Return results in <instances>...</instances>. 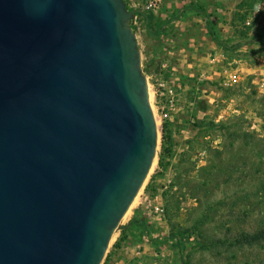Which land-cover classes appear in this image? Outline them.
Segmentation results:
<instances>
[{
  "label": "water",
  "instance_id": "95a60500",
  "mask_svg": "<svg viewBox=\"0 0 264 264\" xmlns=\"http://www.w3.org/2000/svg\"><path fill=\"white\" fill-rule=\"evenodd\" d=\"M125 0H0V264H101L159 130Z\"/></svg>",
  "mask_w": 264,
  "mask_h": 264
},
{
  "label": "rangeland",
  "instance_id": "374dc122",
  "mask_svg": "<svg viewBox=\"0 0 264 264\" xmlns=\"http://www.w3.org/2000/svg\"><path fill=\"white\" fill-rule=\"evenodd\" d=\"M125 1L129 8L141 10L131 26L139 42L159 143L152 168L101 264L264 263L261 247L227 260L217 250L199 249L194 236L171 233L189 226L209 204H216L218 221L205 227L215 236H223L220 220L247 217L255 225L264 213V86L258 83L264 66V12L250 25H245L244 13L243 23L232 32L206 19L201 10L192 11V5L176 2L169 12L162 5L158 14L150 13L147 24L142 14L147 13L146 1ZM225 67L240 68L241 80L224 84ZM162 79L178 92L168 116L163 110L166 95L159 89ZM163 128L170 154L160 166ZM225 129H242L249 135L237 138L224 134ZM234 201L238 203L232 214L229 205ZM132 219L131 229L124 228Z\"/></svg>",
  "mask_w": 264,
  "mask_h": 264
},
{
  "label": "trees",
  "instance_id": "16d2710c",
  "mask_svg": "<svg viewBox=\"0 0 264 264\" xmlns=\"http://www.w3.org/2000/svg\"><path fill=\"white\" fill-rule=\"evenodd\" d=\"M142 14L146 16L147 24H149L151 16L145 12H142ZM205 17L206 19L209 18L208 15H206ZM217 125H220V123H217ZM162 131L163 142L161 151L159 152L160 166H163L167 163L165 161V158L170 154V149L166 146L167 131L165 130V128H163ZM225 133L232 136H237V138H239L242 133L244 136L249 135L248 131H244L242 129L232 130L231 132H227V130L225 129L224 134ZM224 203L225 202L221 204L217 203V205L221 206L224 205ZM234 203L235 204L233 205H229V209L232 214L234 213V206H236L238 202L234 201ZM206 208V210H202L199 215L196 216V218L191 222L189 226H180L178 230L172 229L171 233L174 235L180 234L181 236H184L185 234H187V236H194V238L198 242L197 246L199 249L208 251L217 250L218 254L224 253V256L227 260L237 259L240 252H243L252 247L257 246L264 248V213L259 219L256 220L257 223L255 225H251L252 222L250 224V221L252 219H248L247 217L243 221H240L237 217L231 218L229 220L219 219L220 221L218 222V224L221 228H223V236H215L208 234L205 226L206 224H208V222L211 223L212 221H218L215 218L218 209L215 203L209 204ZM261 208L264 210V205H262ZM169 219L171 221V217ZM134 220L135 219H132L124 228L131 229L133 223H135ZM252 261L255 262L256 260L252 258ZM187 264L191 263L188 261ZM246 264H251V260H247ZM260 264L264 263L260 260Z\"/></svg>",
  "mask_w": 264,
  "mask_h": 264
},
{
  "label": "crops",
  "instance_id": "0c3cea01",
  "mask_svg": "<svg viewBox=\"0 0 264 264\" xmlns=\"http://www.w3.org/2000/svg\"><path fill=\"white\" fill-rule=\"evenodd\" d=\"M257 1L258 0H164L162 5H164V8H168L167 11L163 8L165 12L171 11L170 9L174 2H176V6H181L183 3L192 5V8L190 7L192 11L198 12L201 10L202 14L208 15L211 20L214 19L212 21H216L218 27H223L225 30H232L233 32L234 28H239L243 23L240 21L241 16L244 13L249 14L256 6ZM206 15H204V17ZM234 39L237 43L240 41L237 36H234Z\"/></svg>",
  "mask_w": 264,
  "mask_h": 264
},
{
  "label": "built area",
  "instance_id": "2783aa9c",
  "mask_svg": "<svg viewBox=\"0 0 264 264\" xmlns=\"http://www.w3.org/2000/svg\"><path fill=\"white\" fill-rule=\"evenodd\" d=\"M145 8L144 11H146L148 14H158L161 6L164 2V0H145ZM261 12H264V0H258L256 6L254 9L247 15V18L245 19L244 23L245 25H250L252 21L255 19L257 15H259ZM223 77H224V84L231 85L234 83H237L241 80V70L240 68H234V67H225L223 71ZM259 85L264 86V66L262 68L261 72V79L258 81ZM159 89L163 94L166 95V104L163 107L164 110V116H168L170 114V110L174 109L176 107L178 92L176 87L169 83L168 80L162 79L159 82ZM163 211V208L156 207V211Z\"/></svg>",
  "mask_w": 264,
  "mask_h": 264
},
{
  "label": "bare ground",
  "instance_id": "6f19581e",
  "mask_svg": "<svg viewBox=\"0 0 264 264\" xmlns=\"http://www.w3.org/2000/svg\"><path fill=\"white\" fill-rule=\"evenodd\" d=\"M151 97V96H150ZM128 212V211H127ZM126 215V214H125Z\"/></svg>",
  "mask_w": 264,
  "mask_h": 264
}]
</instances>
